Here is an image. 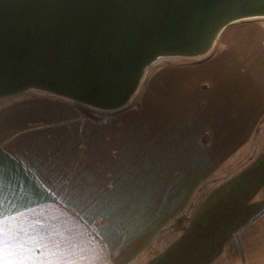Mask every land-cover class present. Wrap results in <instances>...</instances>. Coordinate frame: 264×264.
Returning a JSON list of instances; mask_svg holds the SVG:
<instances>
[{"label": "crops", "instance_id": "0c3cea01", "mask_svg": "<svg viewBox=\"0 0 264 264\" xmlns=\"http://www.w3.org/2000/svg\"><path fill=\"white\" fill-rule=\"evenodd\" d=\"M262 22L156 69L101 121L52 97L1 102L0 264H264Z\"/></svg>", "mask_w": 264, "mask_h": 264}, {"label": "water", "instance_id": "95a60500", "mask_svg": "<svg viewBox=\"0 0 264 264\" xmlns=\"http://www.w3.org/2000/svg\"><path fill=\"white\" fill-rule=\"evenodd\" d=\"M256 20L264 0H0V99L34 90L118 112L161 59L207 55Z\"/></svg>", "mask_w": 264, "mask_h": 264}, {"label": "rangeland", "instance_id": "374dc122", "mask_svg": "<svg viewBox=\"0 0 264 264\" xmlns=\"http://www.w3.org/2000/svg\"><path fill=\"white\" fill-rule=\"evenodd\" d=\"M263 24H264V20H262ZM219 40L217 41L216 45L214 46L213 50H211L207 55H204V56H201V57H198V58H191V59H188V58H179V59H169V58H165V59H161L157 64L151 66L148 71H147V74L142 82V86L140 87V89L138 90L137 94L134 96V98L132 99L131 103L126 107L124 108L123 110L127 109L128 107H131L132 105H136L138 103V101L141 99L142 97V93L145 92L146 90V85L147 83L149 82V79H151L154 71L160 67H163L164 65H167V64H170V63H176V62H179V63H196V62H201V61H204L208 58H211L212 56L215 55V53L218 51L219 49ZM30 95H34V96H43V97H52V98H55V99H58V100H63V101H67L68 103H71L73 105H75L76 107H80V108H83V109H86L88 111H92L94 113H98V114H104L105 112H99V111H96L94 109H91L89 108L88 106H81V105H76L75 103L71 102V101H68L66 99H63V98H60V97H57V96H51V95H48V94H43V93H39V92H36L34 90H30L26 93H23V94H20V95H17V96H13V97H9V98H3V99H0V103L3 102V101H10V100H14V99H18V98H21V97H27V96H30ZM121 110V111H123ZM111 113H115V112H111ZM231 173L230 172H226V174H224L222 177L220 178H215L213 180H211L209 182V186H208V190H207V193L203 196V198L206 196L207 197V194L209 192V196L211 195H215L216 192H217V188L218 186L221 187L223 184V180H227L228 178L231 177ZM220 191V189H219ZM210 199V197L208 198ZM185 222V216H183L174 226H180L182 227L183 224Z\"/></svg>", "mask_w": 264, "mask_h": 264}, {"label": "trees", "instance_id": "16d2710c", "mask_svg": "<svg viewBox=\"0 0 264 264\" xmlns=\"http://www.w3.org/2000/svg\"><path fill=\"white\" fill-rule=\"evenodd\" d=\"M77 109V111L80 113L81 116L89 119V120H93V121H101L102 118L108 114L104 113V114H98V113H94L92 111H88L86 109L80 108V107H75Z\"/></svg>", "mask_w": 264, "mask_h": 264}, {"label": "bare ground", "instance_id": "6f19581e", "mask_svg": "<svg viewBox=\"0 0 264 264\" xmlns=\"http://www.w3.org/2000/svg\"><path fill=\"white\" fill-rule=\"evenodd\" d=\"M240 19H242V18H239V19H237V20H240ZM219 27H217L215 30H214V32L211 34V36L213 35V38H212V43L213 42H215V40H216V38L219 36V34H220V32H221V30L223 29V28H221L220 30L218 29ZM142 55V54H141ZM139 56L138 57V59L136 60V65L138 66V65H144V63H145V61H146V57H144V56ZM141 69V68H140ZM139 68L137 69V73H139V70H140Z\"/></svg>", "mask_w": 264, "mask_h": 264}]
</instances>
